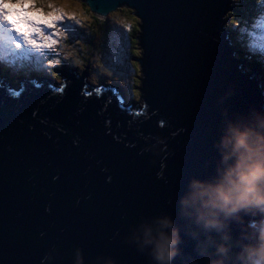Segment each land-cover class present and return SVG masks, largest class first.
<instances>
[{
    "label": "water",
    "instance_id": "water-1",
    "mask_svg": "<svg viewBox=\"0 0 264 264\" xmlns=\"http://www.w3.org/2000/svg\"><path fill=\"white\" fill-rule=\"evenodd\" d=\"M81 2L138 18L146 108L119 113L80 81L67 93L0 88V264H151L126 239L129 225L170 209L188 175L205 170L222 106L264 107L261 70L230 38L234 0Z\"/></svg>",
    "mask_w": 264,
    "mask_h": 264
},
{
    "label": "clouds",
    "instance_id": "clouds-1",
    "mask_svg": "<svg viewBox=\"0 0 264 264\" xmlns=\"http://www.w3.org/2000/svg\"><path fill=\"white\" fill-rule=\"evenodd\" d=\"M213 148L205 170L188 175L170 209L129 225L126 239L151 264H264V107L222 106ZM103 264L116 262L107 257Z\"/></svg>",
    "mask_w": 264,
    "mask_h": 264
},
{
    "label": "rangeland",
    "instance_id": "rangeland-1",
    "mask_svg": "<svg viewBox=\"0 0 264 264\" xmlns=\"http://www.w3.org/2000/svg\"><path fill=\"white\" fill-rule=\"evenodd\" d=\"M33 2L35 3V7L29 8L28 14L35 19H48L51 16H57L61 13L64 14V19L57 21L54 28L46 29L44 32L45 36H52V41L37 38V43L42 45L39 49L29 47L16 49L14 45L9 46L4 42H0V59L1 57L4 59V57L11 56L15 63H19L27 69L31 67L35 68L33 61L36 60L40 62V60L43 59L40 65L42 71L47 66L61 67L62 64L64 65V63H67L64 67L67 65L74 66L77 67L79 71L87 69L88 77H92L94 82L101 81L103 85L114 86L116 89H119L121 85L118 81L122 82L123 85H127L128 82H130L129 75L132 71L130 67L125 66V59L128 57V55L125 54L128 50V48L125 50L127 42L125 41L124 45L120 47L117 42L118 34H115V32L118 33L120 31L121 39L125 37L126 40V33L121 29V25L126 24L124 22V20H127L125 13L122 11H113L106 15L95 14L98 20L103 21V19H105L110 24L108 25L110 29L108 35L101 34V36L97 35L94 38L97 44L100 43L99 46L102 49V52L98 53L94 48L91 50L87 45L90 43L87 37L90 33L93 36V29L96 28V25L93 24L91 20L93 17H90V10L88 8L86 9L87 6L85 3L83 4L81 0H33ZM129 11L131 12V10ZM229 13L231 12L229 11ZM114 27L119 31H114ZM125 30L127 31V29ZM238 37L242 38L240 35H238ZM137 46L138 48H142L139 42H137ZM90 50L93 52H90ZM238 53H240V51H238ZM122 54H125V57H122ZM250 54L252 55V53ZM98 55H100L103 61V68H101L102 64L99 63L100 59ZM262 58L264 61V55ZM132 59L136 60L135 57H132ZM256 60L257 59L254 58L251 61L256 62ZM3 63L5 65V60H3ZM1 65L2 63H0V66ZM261 69L264 77V68ZM48 72L51 73L50 71ZM72 72L77 75L76 71ZM52 73L54 74L53 76H56L58 72ZM136 75L138 77L140 75L139 72H137ZM70 76L73 78H67L68 83L80 84L78 82L80 77H74L72 74H70ZM260 77L262 78L261 75ZM57 78H59L58 75ZM112 78L117 81H113ZM12 80L14 81L17 79L13 77ZM94 82L93 85L95 84ZM123 91L125 92L126 90L123 88Z\"/></svg>",
    "mask_w": 264,
    "mask_h": 264
},
{
    "label": "trees",
    "instance_id": "trees-1",
    "mask_svg": "<svg viewBox=\"0 0 264 264\" xmlns=\"http://www.w3.org/2000/svg\"><path fill=\"white\" fill-rule=\"evenodd\" d=\"M87 8L88 7H86V9ZM128 9L129 8L123 6L117 9L116 12L122 11L123 13H125L126 16L125 15L124 16L127 18V20H124L126 24L121 25V29H123L126 32V40H125L127 42L126 49L128 48V50L125 52V54L128 55V57H126L125 59L126 61L125 66L130 67L132 71V73H130L129 76L130 78L133 79L132 82V84L134 85L133 95L137 96L139 91L135 87L140 85V80L136 75L137 72H139L140 74V65L139 62L137 61V58L140 55V48H138L137 46V39H136L137 32L139 30L138 18L135 17L133 13H131L132 12L131 9H129L131 10V12ZM230 14H231V21L228 22V24L229 26H231L230 29L233 31L234 34L233 38L236 43L235 45L238 47V49H240L239 54L249 58L250 60L254 59L252 55H257V56L264 55V42L262 41V32L264 31V29L261 26L259 27V25L257 24L258 22L264 20V17H262L264 14V4L261 2V0H238V1L235 0V10ZM89 15L90 17L94 18L95 21L93 20V18H91V20L93 24L96 25V28L93 29V36L91 35V33L88 35V37L86 36L87 39L90 41V43H88L87 45L91 50L94 48L98 53H101L102 49L99 46L100 43L97 44L94 38L97 35L101 36V34L108 35V32L110 30L108 25L110 24L105 19H103V21L98 20L92 12H90ZM124 27L125 29H127V31L124 29ZM116 30L119 31L116 27H114V31ZM115 34L116 35L118 34L117 37L118 44L120 45V47L123 46L125 41L124 39H121L120 36L121 32L120 31L118 33L115 32ZM238 35H240L242 38H239ZM90 44H92L94 47ZM91 50L90 52H93ZM249 52L252 53V55ZM98 57L100 59L99 63L102 64L101 68H103L104 65L103 61L100 55H98ZM132 57H135L136 60H133ZM255 63L259 66V68H264V61L260 60L259 58L256 60ZM36 68L38 69V66L35 67V69ZM48 69L50 70L51 74L54 75L52 72H55V70L51 68V66L50 67L48 66ZM57 75L59 74L57 73L56 77ZM260 75L263 76L262 73H260ZM133 95L132 97L136 98Z\"/></svg>",
    "mask_w": 264,
    "mask_h": 264
},
{
    "label": "snow or ice",
    "instance_id": "snow-or-ice-1",
    "mask_svg": "<svg viewBox=\"0 0 264 264\" xmlns=\"http://www.w3.org/2000/svg\"><path fill=\"white\" fill-rule=\"evenodd\" d=\"M34 7L33 0H0V42L9 46L14 45L16 49L25 47L39 49L42 45L37 43V38L52 41V36H45L44 32L46 29L54 28L57 21L65 18L64 14L51 16L48 19H35L28 14L29 8ZM118 99L120 106L123 107L122 99L119 97ZM133 115L139 116L142 112ZM159 126L163 127L164 122L161 121Z\"/></svg>",
    "mask_w": 264,
    "mask_h": 264
},
{
    "label": "bare ground",
    "instance_id": "bare-ground-1",
    "mask_svg": "<svg viewBox=\"0 0 264 264\" xmlns=\"http://www.w3.org/2000/svg\"><path fill=\"white\" fill-rule=\"evenodd\" d=\"M236 46V45H235ZM237 47V46H236ZM242 60V59H241ZM244 62V61H243ZM2 72H4L3 70H1V74H3ZM259 73V71L256 69V74H258ZM263 81V80H262ZM73 84H75V83H73ZM263 85H264V83H263ZM105 86V85H104ZM113 86H105V88L106 89H111ZM116 89V88H115ZM146 96V95H145Z\"/></svg>",
    "mask_w": 264,
    "mask_h": 264
}]
</instances>
